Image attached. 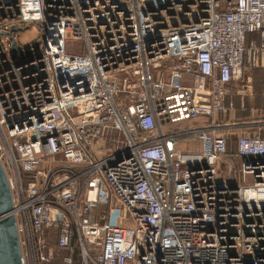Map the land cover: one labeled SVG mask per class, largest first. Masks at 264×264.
I'll list each match as a JSON object with an SVG mask.
<instances>
[{
	"label": "built area",
	"instance_id": "1",
	"mask_svg": "<svg viewBox=\"0 0 264 264\" xmlns=\"http://www.w3.org/2000/svg\"><path fill=\"white\" fill-rule=\"evenodd\" d=\"M30 26L40 44L17 43L20 59L3 33ZM255 33L264 0H0V163L22 264H264V139L236 135L231 179L217 167L227 86L264 52Z\"/></svg>",
	"mask_w": 264,
	"mask_h": 264
},
{
	"label": "crops",
	"instance_id": "2",
	"mask_svg": "<svg viewBox=\"0 0 264 264\" xmlns=\"http://www.w3.org/2000/svg\"><path fill=\"white\" fill-rule=\"evenodd\" d=\"M250 43L261 45L264 40L259 34H249L246 36V44ZM227 91L226 101L232 105V109L228 115L219 120L232 125L231 132L225 131L231 139L228 143L229 156L220 159L217 163V167L224 177L229 175V168L234 167L236 162L233 157L236 154V135H256L264 139V52L261 53L258 64L253 67H245L241 79L231 82L227 86ZM210 121L211 119L208 118H200L198 121L182 124L199 128ZM185 146L189 150L188 153L196 155L200 153V144L192 137H180L177 140V147L180 150Z\"/></svg>",
	"mask_w": 264,
	"mask_h": 264
},
{
	"label": "water",
	"instance_id": "3",
	"mask_svg": "<svg viewBox=\"0 0 264 264\" xmlns=\"http://www.w3.org/2000/svg\"><path fill=\"white\" fill-rule=\"evenodd\" d=\"M28 28L12 27L10 32L3 33L9 37L11 42V51L17 54L20 59L30 56L29 51H18V46L13 33L24 32ZM40 41L34 43V49H37ZM13 209V198L9 188L7 178L0 163V264H22L21 251L19 246L16 220L10 214Z\"/></svg>",
	"mask_w": 264,
	"mask_h": 264
},
{
	"label": "rangeland",
	"instance_id": "4",
	"mask_svg": "<svg viewBox=\"0 0 264 264\" xmlns=\"http://www.w3.org/2000/svg\"><path fill=\"white\" fill-rule=\"evenodd\" d=\"M15 39H16L19 47L27 49V48L30 47L31 44L35 43L38 40V32H37V30H36V28L34 26H30L24 32L16 33L15 34ZM79 44L80 43H78V42L67 43V50L76 48V47H78ZM188 127H191V126H188V125L180 123V124L173 125L172 127H170V129H173L174 131H183L185 129H188ZM166 130L167 129L164 128V131H166ZM181 151L184 152V153H188L189 150L185 146V147H182ZM234 167L236 168L235 164H234ZM229 176H230V179H231L232 174L229 173ZM229 176H227V177H229ZM247 182L250 183L251 180L248 179Z\"/></svg>",
	"mask_w": 264,
	"mask_h": 264
}]
</instances>
